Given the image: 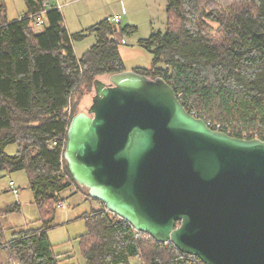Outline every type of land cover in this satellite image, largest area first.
<instances>
[{
	"label": "trees",
	"instance_id": "16d2710c",
	"mask_svg": "<svg viewBox=\"0 0 264 264\" xmlns=\"http://www.w3.org/2000/svg\"><path fill=\"white\" fill-rule=\"evenodd\" d=\"M25 1L22 18L0 24V179L3 172L27 174L39 219L6 240L1 217L21 205L0 209V247L18 264H68L74 256L56 254L49 239L62 195L78 185L64 159L67 132L95 81L109 83L104 76L126 70L116 40L136 28L106 19L70 34L60 9ZM41 13L45 23L38 26L34 15ZM166 13V31L139 42L151 66L134 71L163 78L214 130L264 141V0H166ZM91 34L96 44L77 58L73 43ZM11 145L18 147L14 155L6 152ZM83 218L85 264H189L172 244L137 236L105 209Z\"/></svg>",
	"mask_w": 264,
	"mask_h": 264
},
{
	"label": "water",
	"instance_id": "95a60500",
	"mask_svg": "<svg viewBox=\"0 0 264 264\" xmlns=\"http://www.w3.org/2000/svg\"><path fill=\"white\" fill-rule=\"evenodd\" d=\"M94 90L64 152L89 197L205 264H264V141L214 130L161 77L125 70Z\"/></svg>",
	"mask_w": 264,
	"mask_h": 264
},
{
	"label": "rangeland",
	"instance_id": "374dc122",
	"mask_svg": "<svg viewBox=\"0 0 264 264\" xmlns=\"http://www.w3.org/2000/svg\"><path fill=\"white\" fill-rule=\"evenodd\" d=\"M60 5L68 32L76 33L114 15H121L119 27L134 26L136 31L132 34H121L128 42L127 45H120V53L128 71L136 68H149L153 61L152 55L144 50L139 39L147 38L151 32H165L167 28L166 0H50ZM24 0H0V23L6 19L12 20L23 16L26 7H23ZM35 16V15H34ZM39 26V25H38ZM39 30V27L36 28ZM96 36L88 35L82 41H75L78 55H82L92 45ZM103 79L109 82L108 77ZM95 90L85 95L79 103L78 112H87L93 103ZM18 147L11 145L6 149L10 155L17 152ZM0 179V209L14 203H20V212L1 217L5 228L4 237L10 240L13 231L27 228L36 223L39 219V209L34 203V196L29 187V178L24 172L2 173ZM13 181L19 188V195H13L9 189V183ZM65 209L58 208L54 228L49 231L50 243L56 254L74 256L69 259L68 264H85L81 252L79 238L87 232L84 215L92 209L88 193L83 188L74 184L62 195ZM89 200V201H87ZM101 206V203L97 201Z\"/></svg>",
	"mask_w": 264,
	"mask_h": 264
},
{
	"label": "crops",
	"instance_id": "0c3cea01",
	"mask_svg": "<svg viewBox=\"0 0 264 264\" xmlns=\"http://www.w3.org/2000/svg\"><path fill=\"white\" fill-rule=\"evenodd\" d=\"M36 2H38L39 1V3H41V2H43V4L46 2V3H48V4H50L51 6H54V7H56V4H58V3H53V1L51 2L50 0H35ZM23 7H26V11H25V13L23 14V16L27 13V11H28V6H27V4H26V1L24 0V2H23ZM43 7L45 8V6L43 5ZM23 16H21V17H18V18H15V19H19V18H22ZM12 20H14V19H12ZM106 20V19H105ZM5 21H11V20H8V19H6ZM5 21H3V22H5ZM104 21V20H103ZM3 22H1V23H3ZM100 22H102V21H100ZM99 22V23H100ZM0 23V24H1ZM96 24H98V23H96ZM95 24V25H96ZM95 25H93V26H95ZM93 26H91V27H93ZM90 27V28H91ZM126 27H132V26H126ZM134 27V26H133ZM125 28V27H124ZM135 28V27H134ZM88 29H84L83 31H81V32H85V31H87ZM76 33H80V32H76ZM152 33H154V30L151 32V34ZM71 34H74V33H71ZM94 35V34H93ZM148 38V37H147ZM147 38H142V39H139V42L141 41V40H143V39H147ZM97 41V39L95 38V42ZM96 44V43H95ZM94 44V45H95ZM73 45H74V51H75V54H76V56H77V58H81L91 47H93L94 45H92L86 52H84L82 55H78L77 54V51H76V46H75V44L73 43ZM10 182H12V181H10ZM10 184V183H9ZM30 187V186H29ZM9 190V189H8ZM19 193H20V190H19ZM14 195V194H13ZM87 201H89V200H87ZM94 201H96V200H90V202H92L91 203V206H92V209L93 210H101V209H105V206L101 203V206H99L98 204L96 205V202H94ZM98 202V201H97ZM98 203H100V202H98ZM91 209V210H92ZM11 239V238H10ZM0 264H18V262L17 261H15V260H13V258H12V256H11V254L9 253V251L8 250H6V249H3L2 247H0Z\"/></svg>",
	"mask_w": 264,
	"mask_h": 264
},
{
	"label": "built area",
	"instance_id": "2783aa9c",
	"mask_svg": "<svg viewBox=\"0 0 264 264\" xmlns=\"http://www.w3.org/2000/svg\"><path fill=\"white\" fill-rule=\"evenodd\" d=\"M44 6H45V9H46V10L49 9V8H51V7H53V6H51L50 4H48V3H46V2L44 3ZM56 7H57V6H56ZM59 7H60V5H59L57 8L60 9ZM42 16H43L42 13H41V14H37V15L34 16V17H36L39 26L45 23V21H44V19H43ZM121 18H122L121 15H114L113 18H108V22H110V23H112V24H115V25H117V26H120V24H121ZM116 42H117L119 45H127V44H128V42L126 41V39H124L122 36H118ZM194 116H195V115H194ZM56 145H57L56 142L52 144V146H56ZM9 188H10V191L12 192V194H14V195H19V188L16 187V185H15V183H14L13 181L10 182V184H9ZM59 208L65 209V205H64V203L60 204V205H59ZM136 232H137V231H136ZM140 234H142V233L137 232V236H140ZM187 256H188L189 259H190L189 264H205V263H203V262H202L198 257H196V256H192V255H187Z\"/></svg>",
	"mask_w": 264,
	"mask_h": 264
}]
</instances>
